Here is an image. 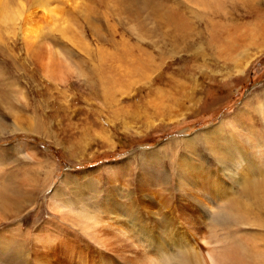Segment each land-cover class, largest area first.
<instances>
[{
	"label": "rangeland",
	"instance_id": "obj_1",
	"mask_svg": "<svg viewBox=\"0 0 264 264\" xmlns=\"http://www.w3.org/2000/svg\"><path fill=\"white\" fill-rule=\"evenodd\" d=\"M144 1L0 0V264H264V0Z\"/></svg>",
	"mask_w": 264,
	"mask_h": 264
},
{
	"label": "bare ground",
	"instance_id": "obj_2",
	"mask_svg": "<svg viewBox=\"0 0 264 264\" xmlns=\"http://www.w3.org/2000/svg\"><path fill=\"white\" fill-rule=\"evenodd\" d=\"M36 1H41V0H34ZM103 0H101L102 2ZM107 1V0H106ZM117 1V0H116ZM126 1V0H125ZM152 1V0H151ZM140 2V1H139ZM145 5L147 8H149V6H153L152 11L155 12H160L158 10V8H156L153 4H149L147 2V0L144 1ZM212 2V1H211ZM121 3V1H120ZM209 3V2H208ZM197 4V3H196ZM199 4V3H198ZM212 4V3H211ZM130 5V4H129ZM178 5V4H177ZM183 5V4H182ZM215 5V4H214ZM179 6V5H178ZM213 6V5H212ZM177 8V7H176ZM139 9V8H138ZM92 10V9H91ZM162 14V12H160ZM176 13V12H175ZM163 16V15H162ZM165 16V15H164ZM133 18V17H132ZM137 18V17H136ZM183 23L182 21L179 22V24ZM251 24V23H250ZM257 24V23H255ZM258 25V24H257ZM244 31V33H242L243 35L240 36L238 38V40H240V46H244L245 44H247V48L245 49H239L240 52L238 54H234L233 56L231 55L230 58H235V57H239V56H245V52L246 50L251 47V48H257L259 47L258 45H262L264 44V26L261 25V27L258 28H254V26H250ZM242 28V27H241ZM29 30V29H28ZM26 35V34H25ZM77 38V37H76ZM233 38V37H232ZM230 38V36L228 35L227 38L222 41L223 43H221L220 47H223V50L226 49L228 50L229 48H233L234 45V40ZM36 39V38H35ZM237 40V41H238ZM260 43V44H259ZM38 46V45H37ZM81 46V45H80ZM212 46V45H211ZM217 47V46H216ZM82 48V47H81ZM218 48V47H217ZM243 48V47H242ZM85 49H89L88 45L85 46ZM90 50V49H89ZM221 50V49H220ZM231 50V49H230ZM246 57V56H245ZM134 64V63H133ZM112 70V69H111ZM157 96V95H156ZM241 113V112H240ZM188 140V139H187ZM190 141V140H189ZM188 164V163H187ZM185 164V165H187ZM190 164V163H189ZM240 165V164H239ZM237 166L238 163H230L228 166H226V168H224L225 172H229L230 175L232 176V178H236L237 175H239L238 171H237ZM186 168V167H185ZM187 169V168H186ZM191 174H182L181 175V179L183 181V183H181L180 185H177V187H181L184 189V187L186 188V190H190L191 188L194 189H198V185H195L191 182ZM43 179V178H42ZM47 183V182H46ZM45 184V183H44ZM43 184V185H44ZM42 189V187H41ZM218 195V193H217ZM220 196V195H219ZM135 197V196H134ZM107 198V197H106ZM147 198H150L149 195L146 194H142V195H138V197H136L135 199H132L129 203H122V202H115V201H111L112 198H109V201L107 202L106 205L103 206L102 209L98 208L100 212L107 214V216H109V214H113L115 215V217L118 219V223L120 222L123 226L129 228L128 230H131V232H138L141 236L143 235L144 237L146 236V238L149 237V235L147 236V234H149V228L151 227L150 224V216L147 213V207H148V202H147ZM199 198H197L196 200H198ZM202 201V200H201ZM200 201V202H201ZM204 201V200H203ZM212 201L209 200L208 203ZM198 202V201H196ZM199 203V202H198ZM202 203V202H201ZM200 203V204H201ZM207 203V202H205ZM201 206V205H200ZM203 208L207 207V205L205 206H201ZM200 207V209H201ZM114 210H111V209ZM207 209V208H206ZM106 212V213H105ZM114 218V217H112ZM114 218V219H116ZM111 219V218H110ZM140 219L143 222V227L139 224H137V220ZM165 220V219H164ZM166 222L167 219H166ZM167 231L169 232L170 230H172V224L171 223H167ZM159 222L156 223V225H152V229H154L155 227L159 226ZM162 226V225H161ZM142 227V228H139ZM165 227V226H164ZM123 228V227H122ZM124 229V228H123ZM107 233V232H106ZM157 233V232H156ZM153 234V233H152ZM139 235V236H140ZM160 236V234H158ZM140 236V237H141ZM158 236V237H159ZM140 240V239H139ZM147 241H152V239L149 237ZM154 245H156L158 248L160 246V244L158 242L152 241ZM140 244V243H139ZM139 247V246H138ZM141 248V247H140ZM123 251V250H122ZM157 255H161V254H157ZM140 256V255H139ZM162 256L157 257L155 260L158 262V259L161 258ZM128 259V258H127ZM137 259V258H136ZM162 259V258H161ZM151 260V259H150ZM153 260V258H152ZM132 261V260H131ZM160 261V260H159ZM154 262V261H153ZM135 264V263H134Z\"/></svg>",
	"mask_w": 264,
	"mask_h": 264
}]
</instances>
